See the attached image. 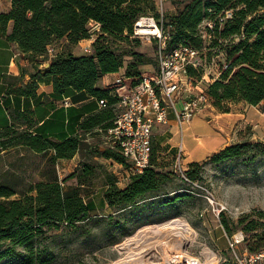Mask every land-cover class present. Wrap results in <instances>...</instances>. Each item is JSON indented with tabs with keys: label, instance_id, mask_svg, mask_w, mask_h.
I'll use <instances>...</instances> for the list:
<instances>
[{
	"label": "trees",
	"instance_id": "trees-1",
	"mask_svg": "<svg viewBox=\"0 0 264 264\" xmlns=\"http://www.w3.org/2000/svg\"><path fill=\"white\" fill-rule=\"evenodd\" d=\"M156 2L10 0L8 10L0 11V36L15 43L33 67L25 84L15 85L22 76L11 77L8 93L33 96L37 85L44 83L51 85L55 98L76 91L86 93L96 104L98 100L107 102L99 109L90 106L92 111L80 121L79 132L59 141L31 129L28 111H11L10 121L0 126V156L20 147L42 160L38 172L41 180L27 181L20 175L0 176V262L15 258L19 264L44 263L46 249L36 246L37 240L44 238L49 230L84 228L90 220H95L91 214L95 209L93 202H85L81 195L83 186L93 177V166L81 164V160L90 153L117 163L123 164L124 160L110 149L91 147L85 134L112 124L116 97L100 85L101 78L123 69L122 77L135 80L141 77L144 65L154 64L137 51L140 40L129 38L139 17L152 14L157 21L161 19L162 30L169 36V49L180 44L199 52L207 49L203 58L206 64L213 55H222L223 68L218 70L217 78H203L207 83L206 95L215 109L228 112L233 105L257 106L264 101V0H180L175 12L162 18L157 13ZM206 22L211 23V28L204 25ZM9 24L11 29L7 33ZM93 35L91 52L76 53L78 43ZM58 42L61 44L55 47ZM187 74L198 81L203 71L188 68ZM246 146V142L240 141L224 144L202 162L188 163L184 172L193 181L200 178L205 163L240 159ZM169 149L174 151L173 147ZM75 155L81 158L79 168L60 178L56 169L58 161ZM71 178L74 184L67 183ZM176 179L181 180L177 173L159 163L152 140L148 166L132 175L123 187L109 179L103 198L114 213L122 212L124 226L133 212H141L134 207L142 202L149 200L151 204L166 207L186 199L185 194L170 195L172 191L166 185L176 188ZM261 220L264 213L254 211L236 221V229L250 238L244 240L249 253L264 249V233L257 232ZM220 222L227 235L233 234L226 220ZM151 223L141 224L125 236L130 237L141 226ZM110 242L116 244L120 239Z\"/></svg>",
	"mask_w": 264,
	"mask_h": 264
},
{
	"label": "rangeland",
	"instance_id": "rangeland-1",
	"mask_svg": "<svg viewBox=\"0 0 264 264\" xmlns=\"http://www.w3.org/2000/svg\"><path fill=\"white\" fill-rule=\"evenodd\" d=\"M156 1L158 4L160 3L159 6L156 5L157 13L160 11L163 16L174 13L180 0ZM7 2L8 0H0V10L5 9ZM139 40L140 46L136 48L137 51L143 53L154 62L153 65L143 69L142 72L146 74L152 73V69H156L157 64L154 41ZM87 43V41H83L81 46L79 45L75 49L76 53H79V55L83 53V48L87 46ZM60 44L58 42L54 46L56 47ZM206 53L207 49L201 51L198 55L199 59L203 60V58H206ZM209 61L208 64L211 65L208 67L207 64L205 71L211 77L223 68L222 55H213ZM203 86H205L204 82L199 85L198 89H195V92H200ZM237 109H240V107ZM201 112L203 115L202 119H204V115H211V107L207 105ZM202 119H196L195 123L188 129L186 124L183 127L182 135L178 133L174 136V142L178 143L177 147H173L174 151L169 149L172 144L171 140H169L172 136L169 130V121L153 128L151 136L153 149L159 163L176 173L175 161H177L178 147L181 145L182 150L179 162L183 169H186L188 163L183 161V153L189 149L184 148L186 146L183 137L187 139L189 138L188 135L192 133L205 135L203 138L201 135L198 137L194 136V141H201L203 145L209 141V152L213 151L215 153L221 148L220 145L224 135L219 134L217 136L218 130L216 128L213 130L214 134L210 132L208 133L209 135L206 134L208 131L207 126L205 125L206 123L200 122ZM213 122L214 120L211 124ZM211 124L208 125L211 126ZM261 125V127L257 126L254 129L247 124L241 127L237 126L235 127L236 130H232L230 133L231 144L240 141L241 143L246 142L248 145L244 148L245 155L242 158L227 160L219 164L205 163L201 168L200 178L197 177L191 181L192 183L176 179V188H170L172 186L167 184L168 190L172 191L171 196L185 194L187 198L178 200L174 205L166 207L151 204L152 201L149 200L142 202L134 207L136 208L135 211L141 212H133V215L129 217V222L124 226H122L124 217L122 212L114 213L113 209L107 206L103 198V191L109 179L112 182L117 179H123L125 173L120 166L114 163L115 161L93 156L90 153L81 160V164L87 163L93 166V177L83 186L81 195L85 202H93L95 209L91 211V214L95 220H90L84 228L49 230L44 238L42 237L35 242V245L42 250L45 246V262L35 264H114L116 261H120L119 264H165L168 263L169 255L179 254L180 257H184L185 252H187L186 255L188 256L201 258L206 255L209 258L212 256L218 258L221 256L226 257L228 261L223 263L231 264L226 239L222 235L221 227L219 226L221 225L220 221L222 219L226 220L229 227L234 230L233 233H235L239 230L236 229V221L240 216L253 213L254 211H262L264 213V120L261 121ZM253 133L257 137L252 138ZM218 137L222 139L219 140L220 138ZM87 143L91 147L98 146L100 140L96 133L92 132L90 134ZM207 157L199 162H202ZM80 159L79 156L76 157L73 164L65 161L57 163L56 169L59 177L63 178L79 168L77 166L78 163L76 164L77 167L73 165ZM41 165L42 160L40 158L17 147L0 156V176L20 175L26 177L27 181L41 180V176L38 175ZM67 183L74 184V179H69ZM208 194H211L214 198L213 205H210L208 200H206ZM220 205L226 209L217 216L216 209ZM108 215H112V218L109 219ZM173 220L183 224L187 229L168 228L163 230L162 235L160 234L165 240L163 243L162 241L156 243V241H159L156 239L157 237L147 235L132 240L134 244L129 241L131 242L129 243L130 247L128 249L123 248L124 244L128 243L127 238L129 237L125 236L126 233L131 230L134 231L137 226L152 222L141 226L139 229L145 226L160 227L166 222ZM261 223L258 233H264V220H261ZM115 238H119L120 242L111 244L110 241ZM245 239H250L249 237L247 238V234ZM245 244L244 241L243 246ZM0 264L19 263L15 258H9L0 262Z\"/></svg>",
	"mask_w": 264,
	"mask_h": 264
},
{
	"label": "built area",
	"instance_id": "built-area-1",
	"mask_svg": "<svg viewBox=\"0 0 264 264\" xmlns=\"http://www.w3.org/2000/svg\"><path fill=\"white\" fill-rule=\"evenodd\" d=\"M156 4L159 6L160 3L156 2ZM159 13L162 18V13L160 11ZM161 23V19L157 21L152 15H143L133 23L130 39L154 41L156 70L148 74L142 73L141 77L135 80L120 77L112 83H107L105 88L110 89V94L116 97V102L112 105V124L92 130L100 140L97 147L110 149L118 153L124 160L123 164L113 161L125 173L123 179L116 180L119 187H123L132 175L141 173L148 166L152 130L155 126L166 124L169 116H172L178 133L182 135L183 127L190 123L197 113L205 109L207 105L212 106L207 93H205L207 83L203 80L209 74L205 71L207 64L199 59L200 52L182 44L169 49L167 47L169 36L163 32ZM204 25L208 28L212 26L210 22H206ZM94 28L96 29L97 25ZM124 33L126 34L125 31ZM83 50L85 53H90L91 45H87ZM210 65L208 64V67ZM188 68L196 70L201 68L202 78L193 81L187 74ZM217 76L218 73L211 77L215 79ZM203 82L205 84L203 89L198 93L195 92V89H198ZM106 103V100L97 101L98 107L101 108L105 107ZM63 104L68 106L71 103L64 101ZM92 132L86 133V141ZM178 149L175 171L181 180L192 183L179 162L181 145ZM204 191L206 190L204 189ZM206 200L210 205H213L214 198L211 194L206 196ZM225 209L220 205L216 209V215L218 216ZM222 230L230 253L231 264H264V249L256 253H249L243 246L245 234L241 230L231 235H227L223 227ZM185 253L187 254V252ZM186 254L183 257L185 259L183 263L180 261L181 259L175 260L176 262L180 261L177 264H219L228 261L226 257L222 256L209 258L206 255L201 258Z\"/></svg>",
	"mask_w": 264,
	"mask_h": 264
},
{
	"label": "crops",
	"instance_id": "crops-1",
	"mask_svg": "<svg viewBox=\"0 0 264 264\" xmlns=\"http://www.w3.org/2000/svg\"><path fill=\"white\" fill-rule=\"evenodd\" d=\"M9 6L10 0H8L5 9H1L0 11H7ZM10 29L11 26L9 24L7 33L10 32ZM94 37L95 36L93 35L92 38L81 40L78 44L81 46L83 41H87L88 43L86 45H91ZM149 66L150 65H144L142 67V70ZM40 67L41 66H39V68ZM155 70L156 69L154 68L151 72H154ZM32 71V65L22 57V55L19 53L17 45L6 40L4 36H0V126H3L5 123H8L10 121L9 113L11 111L17 110L28 111L29 119L31 120V129L36 130L44 137L47 136V138L49 139L59 141L65 137H69L78 133V125L80 121L92 111L91 108L95 106L97 109H99L96 102L92 101L91 97H89L86 93L76 91H72L66 97L55 98L52 95L51 85L44 83H39L37 85L33 96H21L7 92V88L9 86L12 87L11 77L22 76V78H19L20 81L15 83V85H18L20 82L25 84L29 81L28 74L32 73ZM122 74L123 69L116 73H110L109 75L106 74L101 78L100 85L105 88L107 83L114 82L117 78L122 77ZM64 101H67L71 104L65 106L63 104ZM239 107L240 109H237ZM230 109L231 110H229L228 112H220L219 110L211 106V115H204L205 118L202 119V112L197 113L190 121V123L187 124V129L190 128L193 123H195L194 121L196 119L199 120V118H201L203 121L200 120V122L206 123L205 125L207 126L208 131L206 134H208L209 132L214 134L213 130L214 128H216L218 130V133L215 132L217 136H219V134L224 135L222 137L224 139L218 137L220 138L219 140L222 139V144L220 145V147H222L224 146V144H231V138H229V136L232 130H236L235 127H241L242 125L247 124L251 126L252 129H254L257 126H262L261 121L264 120V101H262L257 106H247L239 104L235 106L233 105ZM78 116L79 119L77 118ZM213 120L214 122L211 124ZM168 121L170 124L169 130L172 133V136L169 139L172 142L170 147H177L178 143L174 142V136L178 134L177 127L172 116H169ZM208 124H211V126H209ZM200 135L202 136V138L205 137V135L194 133L189 134V138L187 139L183 137L186 146L184 148H188L190 150H187V152L183 153V161H185L186 163L199 162L203 158L213 153V151H208L209 141L206 142L207 145H203L201 141H194V136L198 137ZM254 137L257 136L253 133L252 138ZM76 157L78 156L75 155L71 159L60 161H65L69 164H73L74 160H76ZM78 162L79 160H77L76 163ZM221 231L222 235L224 236L222 227Z\"/></svg>",
	"mask_w": 264,
	"mask_h": 264
},
{
	"label": "bare ground",
	"instance_id": "bare-ground-1",
	"mask_svg": "<svg viewBox=\"0 0 264 264\" xmlns=\"http://www.w3.org/2000/svg\"><path fill=\"white\" fill-rule=\"evenodd\" d=\"M168 228H183V229L185 228V229H187L185 226H183V224H180L179 222L177 223L174 220L171 221V222H166L163 226H160V227H158V226H145V227L137 230L134 233V235H132L131 237L127 238V242L128 243L125 242L126 244H124L123 248L124 249H128L130 247L129 243H131V242H129V241L135 240L137 238L145 237L147 235H150L152 237H157L156 239H158L159 241H156V243H159L161 241L163 243V242H165V240H163V238L161 237V235H162L161 233H162L163 230L168 229ZM132 243H133V241H132ZM175 257H176V259H175ZM177 259H181L180 261H182V263L185 261V259L183 257H180L179 254L178 255H174V256L173 255H169V258L167 259L168 263H165V264H177V263H180V261H178V262L175 261ZM187 260H190V259L188 258ZM119 263H120V261H116L114 264H119Z\"/></svg>",
	"mask_w": 264,
	"mask_h": 264
}]
</instances>
